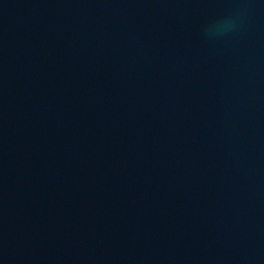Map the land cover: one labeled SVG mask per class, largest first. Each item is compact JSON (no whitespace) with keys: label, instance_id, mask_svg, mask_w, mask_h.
I'll list each match as a JSON object with an SVG mask.
<instances>
[{"label":"water","instance_id":"1","mask_svg":"<svg viewBox=\"0 0 264 264\" xmlns=\"http://www.w3.org/2000/svg\"><path fill=\"white\" fill-rule=\"evenodd\" d=\"M0 264H264V0H0Z\"/></svg>","mask_w":264,"mask_h":264}]
</instances>
